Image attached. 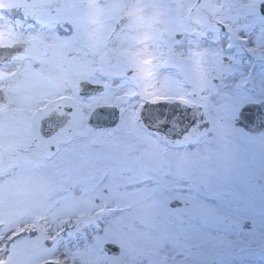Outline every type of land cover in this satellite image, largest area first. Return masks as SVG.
Here are the masks:
<instances>
[{"label": "rangeland", "instance_id": "obj_1", "mask_svg": "<svg viewBox=\"0 0 264 264\" xmlns=\"http://www.w3.org/2000/svg\"><path fill=\"white\" fill-rule=\"evenodd\" d=\"M192 4L195 8L207 10L201 18L202 23L205 24L206 19H213L218 20L214 24L224 26V29L220 30L219 26L215 25L212 31H207L205 38L207 41L202 44L211 45L209 48L213 59L211 58L210 67L215 69L212 75L217 77L222 74L224 78L221 82L223 86H220V83L212 85L211 104L218 114L219 121L223 122L221 132L228 133L232 138L235 129L227 122H231L235 116L238 99L240 106L243 101L261 98L264 95L262 69L257 81L248 82L244 84L245 87H240L239 96L236 91L237 73L244 77L251 72L254 65L260 66L264 62V30L248 26V31H239V26L243 22L239 21V0H201L198 3H194V0L43 1L41 9L52 8L53 12H50L52 19H63L72 27L71 32L69 28H63L64 36L63 34L59 36L54 29L55 27L60 29L61 24L52 25L53 45L50 58L52 71L56 73L64 67V63L74 62L73 65H77L89 81L97 79L96 81L100 83L103 81L108 83L109 88L105 90V94L78 99L86 112L91 105L113 99L122 93H132L134 90H143V96L149 98L159 94L170 95L173 88V92L182 96L193 88L187 85L181 76L179 79L174 78V71L169 62L174 54L180 53L189 58L187 62H192L190 56L193 49L192 38L190 36L181 40L174 38V32L182 26L180 20L193 7ZM197 13L198 15L195 12L191 14L201 16L200 12ZM122 15L127 16V22L121 33H126L110 37L106 42L107 46H104L98 35L102 37L101 31L108 30L107 26H113L114 21ZM175 17L179 18V23L174 26L176 20H172ZM74 35H80V38L78 36L75 39ZM245 36H248V39L244 42ZM73 40L77 41V45L69 48ZM224 54L228 59L234 60L233 63H225L221 59ZM204 67L203 64H199L196 68L203 70ZM95 68H98L97 73L94 71ZM128 68L133 69V72L127 73ZM184 69L189 71V67ZM68 81L70 87L74 80ZM60 92L61 89L56 82H52L51 87L47 88V98H50L52 104L62 101ZM39 101L40 98L37 103ZM120 102L123 105L121 100ZM86 112L77 110L78 114L81 113L85 117ZM72 114L74 116L75 113ZM126 114L128 116L123 120L127 126L120 124L117 127L119 130L117 134L108 130H92L86 124L85 117L84 123L79 125L77 130L73 128L72 131L77 132L78 137L84 134L83 154L87 156L84 157V170L77 173L82 180L74 172L70 174L69 171L64 178V172L60 167L52 168L53 182L50 191L32 193L33 197L28 199L34 201L30 209L21 208L19 217L13 216V219L17 217L19 220L12 222L9 219L3 229H0L1 236L11 231L34 233L33 235L36 233L34 237L25 236L21 241H16L12 246L13 253L8 259L9 263L14 262L16 258L18 259L16 264H38L50 259L52 256L47 252L33 254L44 244L40 239L43 238L50 242L48 246L54 254L53 258L65 260L67 264H146V260L140 256L133 257L140 255L139 252L143 248H147L151 255L149 264L156 259V250L163 254L164 261L169 264H189V256L195 252L197 258L204 249L211 252L210 264H264V253L258 252L260 247H264L262 234L249 231L239 235L238 225L229 224L231 219L239 221V156L242 166L251 168V154H245L246 149L234 139L230 141V144H233V151L228 153L221 169L211 177H206L204 173L198 172L202 165L196 164L193 174L190 172L191 166H187L188 162L195 160V157L200 158L201 155L202 161L205 154L212 156L213 151L222 145L218 143L220 138L213 131L212 140L193 141L191 146L184 147L185 151H180L178 156L181 159L185 158V169L182 168L184 167L182 164L179 165L180 169L177 166L174 169L165 159L163 165L156 164L154 169L147 168L142 159L143 145L132 138L129 144H125L129 137L135 136L130 133L131 115L134 113ZM67 132L69 130L61 129L50 142L56 143L61 140L60 137L67 136L68 142L75 144L76 136L66 134ZM210 148H213L212 152L208 151ZM73 153H77V149ZM91 158L94 159L93 163L87 165V159ZM220 161L223 162L221 159ZM196 162L200 163L199 160ZM208 164L205 163L203 166L208 167ZM60 176L62 181L58 182L57 178L59 180ZM102 187L109 189L105 203L94 204L93 197L99 196ZM194 187L206 190L208 201L212 202V216L218 217L216 221L211 218L207 228L201 226L198 218L191 219L186 209L179 210L168 204L173 198L184 201L202 200L197 197L202 196L201 193L194 194ZM24 200L20 190V207L23 206ZM79 202L88 203V207L80 206ZM98 210L103 212L98 214L99 218H94ZM183 212L187 214L184 215ZM71 215H76V219H67ZM45 217L46 219H43ZM91 218L94 221L90 220ZM223 218L228 220L224 221ZM73 220L75 223L70 224ZM18 222L25 225L15 227ZM45 229L48 230L50 237L43 236ZM199 230H202L201 238L192 237L191 231ZM145 234L148 243L143 246L142 236ZM105 240L114 241L120 246L117 258L113 259L103 250L102 244ZM239 242L243 243L245 250L243 254L250 257L244 262H240L242 260L239 259ZM117 259L126 261L120 262ZM181 260L186 262L181 263ZM195 263L202 264L197 261Z\"/></svg>", "mask_w": 264, "mask_h": 264}, {"label": "flooded vegetation", "instance_id": "obj_2", "mask_svg": "<svg viewBox=\"0 0 264 264\" xmlns=\"http://www.w3.org/2000/svg\"><path fill=\"white\" fill-rule=\"evenodd\" d=\"M43 1L47 2L49 0H0V229H3L9 219L12 222L16 219L19 220L17 217L20 215L19 211L21 208L30 209L34 203V201L28 200L32 196V193L50 191L51 183L53 182V167H60V170L64 172V178L67 177L69 171L70 174L74 172L82 180V177L77 173L84 170V157L87 156L83 154L84 140L82 139L84 134L78 137L79 134L72 131L73 128L77 130L79 125L84 123L83 118L85 116L81 113L78 114L77 110H80V112L86 111L82 104L80 105L82 102H79L78 99L91 98L99 96L102 93L105 94V90L109 88L108 83L106 84V81H103L101 83L103 84V89L100 92L91 95H81L80 82L89 80V78L84 77L83 72L77 65H73L74 62L64 63V67L56 73L52 71L50 65L51 48L53 45L51 41L52 25L53 23L61 24L60 29H57V27L54 29V32L59 36H62L63 28L67 27L71 29L72 27L65 25L64 23L67 22H64L63 19H52L50 14V12H53L51 11L52 8L50 10L41 9V2ZM200 1L194 0V3ZM192 6L185 17L180 20L181 28H178L174 32L175 40H181L188 36L192 38L193 43L191 46L193 49L190 55L192 62H187L189 58L180 53L174 54L169 64L172 65L174 78L179 79L181 76L187 85H191L193 90L183 93L182 96L179 93L173 92V88L170 95L159 94L158 96L149 98L143 96V90H134L129 94L122 93L114 96L113 99L91 105L88 112L97 106H115L118 112V119L115 125L97 129L92 127L91 129L94 131L108 130L117 134L119 133L117 127L120 124L123 123L127 126L123 120L125 116H128L126 112L134 113L131 115L130 133L135 136L129 137L125 144H129L131 138L142 144V159H144L145 166L151 169H154L156 164L163 165L165 160L174 169L176 166L179 168L181 164L184 165L182 168L185 169V158L181 159L178 156L180 151L184 150V147L191 146L193 141L212 140L214 136L213 131H215L217 133L216 136L220 138L218 143H222V145L217 147L216 151H213V148L208 149L209 152L213 151V155L205 154V157L202 159L203 162L201 161V155L200 158L195 157V160L187 164V166H191L190 172L192 171L193 174H195V165H202V168L198 169V172L204 173L206 177H211L224 166L228 153L233 151V144H230V141L236 139L239 141V145L241 144L246 149L247 152L245 154H251V168L243 167L240 161L241 156H239V221L231 219L229 224L238 225L239 235L251 231L262 234L261 238L264 239V122L255 121L251 123L250 129L239 124L238 99V106L235 112L237 120L227 122L235 129L232 138L228 133L223 134L221 132L223 122L219 121L218 114L212 107L211 96L213 94L212 85L220 83V86H223L221 82L224 78L222 74L217 77L212 75L215 69L213 70V67H210L213 59L211 57L213 54L209 48L211 45L209 43L207 46L206 44H202V42L207 41L205 40L206 32L212 31L215 25H218L220 30L224 29V26L219 23L214 24L218 20L214 21L213 19H206V23H202L201 18L207 10L205 8H195L193 4ZM57 7L59 6L57 5ZM192 12H195L197 15V12H200L201 16L192 15ZM174 20H176V23L173 25H178L179 18L175 17L172 21ZM239 21H243L241 26H239V31H248V26L264 30V0H239ZM124 27L126 26L122 25L114 30L113 26H107L108 30L101 29L103 35L102 37L98 35V39L101 38L102 44L107 46L106 42L110 37H114L117 34L118 36H122L126 33H121V29ZM78 36L80 38V35H74L75 39ZM78 43L80 48L79 40ZM76 45L77 41L73 40L69 48H73ZM69 50L71 51V49ZM239 57L238 55V62ZM221 59L225 63H233L234 61L228 59L226 54ZM72 60L75 61V59ZM199 64L205 66L203 70L196 68ZM184 67H189V71L184 69ZM261 69L264 70V62L260 66L254 65L251 72L244 75V77H241L237 73L236 91L238 96L240 87L243 88L245 87L244 84L259 79ZM94 71L97 73L98 68H95ZM127 71L130 73L131 71L133 72V69L128 68ZM68 79L74 80L70 87H68ZM96 80L93 82L100 83ZM52 82L58 83L61 89L60 97L62 101L56 104H52L46 94L47 88L51 87ZM171 86L173 87L172 83ZM221 91H223L222 87ZM39 98L41 101L37 103ZM120 100L123 102V105ZM147 100L182 103L189 110L194 111L192 116L195 120L187 127L181 128L179 127V113H175V124L172 119L170 126H165L163 130L153 129L142 122L138 116L142 103ZM262 100L264 101V95L261 98L249 99L247 101L258 102ZM247 101H243L242 104ZM125 110L127 111L125 112ZM72 112L75 113L74 116ZM235 116L233 117L235 118ZM184 118H187V116L184 115ZM46 119L52 122L50 129L47 131L43 127V121ZM85 122L88 127H91L87 122V116L85 117ZM61 129L69 130L66 134L75 135L76 143L68 142L67 136H64V138L60 137L61 140L56 141V143L50 142L51 138L57 135ZM37 146L41 147L37 148ZM76 149L77 153L74 154L73 152ZM120 157L124 159V157ZM93 160V158L87 159V165L92 164ZM198 160L200 163L196 162ZM153 163L154 165H152ZM205 163H209L208 167L203 166ZM214 163L216 164L215 167ZM229 164L231 165V162ZM57 181H62L61 176L59 180L57 178ZM200 186L202 185L200 184ZM194 188V194L201 193L202 196L197 197L202 200L184 201L177 199L174 208L179 210L186 209L191 219L195 220L198 218L201 221V226L207 228L210 219L213 218L216 221L218 217L212 216V202L208 201L206 190L202 191L198 187ZM20 190H22L23 199H25L21 207L19 203ZM108 192V188L102 187L99 196L93 197V203L97 205L100 203L104 204L105 196ZM230 192L233 193L234 191ZM80 203V206L88 207V203ZM102 212H97L94 218H98V214ZM187 213L183 212L184 215ZM14 215H17L15 219H13ZM75 217V215L69 216V218ZM223 220H228V218H223ZM21 223L18 222L15 227H19ZM46 231L48 230H44L43 236H48ZM191 232H193L191 233L192 237L196 236L200 239L202 236V230ZM33 234L12 232L6 233L5 236L0 235V264H16L17 258L12 263L8 261L10 255L13 253L12 246L15 245L16 241H21L22 238H25V236H36V233L35 235ZM40 239L44 241V244L38 247L33 254L47 252L48 255L54 256L48 246L50 242L43 238ZM142 239V245L146 246L148 243L147 234L143 235ZM259 251L264 253V247H260ZM244 252L243 243L239 242V259L242 260L240 262H244V260L250 258L245 256ZM139 254H134L135 256L133 257L140 256L143 260H146V264H149L151 257L149 250L143 248ZM118 255L119 253L109 254L108 256L114 259ZM155 257L156 259L151 264H169V262L164 261L165 258L159 250H156ZM210 257L211 252L209 249H204L197 258L195 252L190 255L188 263L196 264L195 262L197 261L202 264H210ZM121 259H117V261H126ZM180 262L184 263L186 260H181Z\"/></svg>", "mask_w": 264, "mask_h": 264}, {"label": "water", "instance_id": "obj_3", "mask_svg": "<svg viewBox=\"0 0 264 264\" xmlns=\"http://www.w3.org/2000/svg\"><path fill=\"white\" fill-rule=\"evenodd\" d=\"M126 21V17H122L115 24V28L119 27ZM83 93L89 94L94 93L100 90V85L91 84L87 81L82 82ZM179 113L180 115L187 116L184 122H181L179 125L182 128L188 122L193 121L194 111L189 110L188 108L180 105L177 102H148L146 101L140 110V117L149 127L155 129H164L165 125L175 117V114ZM252 115L255 118L251 121L245 119L246 116ZM117 119V110L114 107H96L94 108L88 118V122L94 127H105L111 126L116 122ZM264 121V101L259 103L248 102L243 104L239 109V124H246L250 122ZM52 122L48 119L43 121V127L47 130L50 129ZM174 200L170 202L173 205ZM103 248L108 253H117L119 250L118 245L105 242ZM40 264H64L59 261L48 260Z\"/></svg>", "mask_w": 264, "mask_h": 264}, {"label": "snow or ice", "instance_id": "obj_4", "mask_svg": "<svg viewBox=\"0 0 264 264\" xmlns=\"http://www.w3.org/2000/svg\"><path fill=\"white\" fill-rule=\"evenodd\" d=\"M254 118H255V117L252 116V115H248V116L245 117V119H247V120H249V121L253 120Z\"/></svg>", "mask_w": 264, "mask_h": 264}, {"label": "bare ground", "instance_id": "obj_5", "mask_svg": "<svg viewBox=\"0 0 264 264\" xmlns=\"http://www.w3.org/2000/svg\"><path fill=\"white\" fill-rule=\"evenodd\" d=\"M179 117H180V119H184V115L183 114L182 115L179 114Z\"/></svg>", "mask_w": 264, "mask_h": 264}]
</instances>
